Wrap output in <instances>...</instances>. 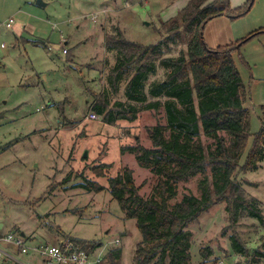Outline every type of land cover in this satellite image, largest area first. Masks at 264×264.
Listing matches in <instances>:
<instances>
[{
	"label": "rangeland",
	"instance_id": "374dc122",
	"mask_svg": "<svg viewBox=\"0 0 264 264\" xmlns=\"http://www.w3.org/2000/svg\"><path fill=\"white\" fill-rule=\"evenodd\" d=\"M42 1L45 5L37 0H0V223L4 224L0 232L22 235L30 248L52 243L54 237L101 239V251L107 255L101 264H110L109 251L122 243L107 245L108 239L135 236L109 192V178L127 166L133 170L139 193L146 198L154 194L157 177L139 165L135 153L123 148L137 144L153 147L149 129L158 123L166 125L163 108L145 105L165 99L151 96L149 88L164 80L167 71L158 65L157 72L149 75L147 102L128 100L127 82L116 90L108 80L117 53L107 49L106 36L118 28L129 40L158 43L166 31L162 22L179 16L187 0ZM229 1L238 7L247 0ZM210 28L212 34L222 32L234 40L264 28V0H254L250 11L241 17L217 18L204 31ZM181 52H187V38L172 44L166 55L177 57ZM240 52L242 57L236 52L234 58L246 89L252 136L235 177L248 197L260 201L264 215V160L256 170L242 169L255 134L264 126V32L246 41ZM102 93L110 106L116 102L135 105L136 118L113 123L98 113L97 118H90L94 103L103 102ZM200 142L214 147V140L203 131ZM85 150L87 157L83 156ZM101 163L109 167L98 176L93 167ZM81 173L106 189L94 192L77 185ZM205 175L211 179L210 167L180 181L170 203L179 202L185 194L200 196L199 182ZM66 177L70 179L63 183ZM188 230L193 264H253V251L264 252V223L245 216L232 224L226 202H215ZM235 232L252 248L248 258L234 252L230 236ZM134 247L131 264L137 244ZM205 247L212 255L206 256ZM6 249L17 261L43 264L32 251L24 255ZM16 263L13 258H0V264ZM257 264H264V257Z\"/></svg>",
	"mask_w": 264,
	"mask_h": 264
},
{
	"label": "trees",
	"instance_id": "16d2710c",
	"mask_svg": "<svg viewBox=\"0 0 264 264\" xmlns=\"http://www.w3.org/2000/svg\"><path fill=\"white\" fill-rule=\"evenodd\" d=\"M253 3L254 0H247L241 6L233 7L229 0H188L179 16L162 22L165 35L155 44L144 45L129 40L118 28L106 36L107 49L117 53L108 80L116 90L126 81L128 100L147 102L145 86L149 75L157 72L158 65L167 71L164 80L153 82L149 88L151 96L165 99L149 101L145 105L149 109L163 108L166 125L158 123L149 129L153 147L137 144L123 148V151L135 153L139 165L151 169L157 177L154 194L146 198L139 193L133 170L127 166L109 178V192L118 201L125 217L136 219L143 236L135 250L134 264H193L192 234L188 226L215 202H226L232 224L245 216L264 223L260 201L248 197L244 185L235 177L252 132L250 111L245 105L246 89L234 58L236 52L242 57L241 46L263 33L264 28L216 47L209 46L204 37L205 27L212 19L241 17L250 11ZM186 38L187 52H181L177 57L166 55L172 44L184 42ZM104 93L103 102L96 101L93 109L103 115L107 123L136 118L138 109L135 105L116 102L110 106ZM202 131L214 140L213 148L200 142ZM263 160L264 126L255 134L242 169L256 170ZM108 167L109 164L101 163L93 169L102 176ZM208 167L211 179L205 175L200 180V196L185 194L179 202L170 203L177 194L180 181L205 173ZM78 177L81 179L76 184L89 191L106 189L83 173ZM69 179L66 177L63 183ZM71 238L88 251L102 244L101 239ZM230 241L236 254L249 257L252 248L245 246L236 232L230 236ZM203 249L208 251L206 256L212 255L210 248ZM253 253L251 261L257 264L264 252L254 250ZM121 258L122 248L114 247L107 259L110 264H120Z\"/></svg>",
	"mask_w": 264,
	"mask_h": 264
},
{
	"label": "built area",
	"instance_id": "2783aa9c",
	"mask_svg": "<svg viewBox=\"0 0 264 264\" xmlns=\"http://www.w3.org/2000/svg\"><path fill=\"white\" fill-rule=\"evenodd\" d=\"M12 23L13 20L11 19L7 23V26L11 27ZM64 51L66 52V50ZM89 117L95 119L97 118V113L91 112ZM120 243L121 240L116 238L112 241H108L107 245L114 244L115 246H118ZM102 245L103 243L95 250L88 251L71 237H62L56 243H43L30 248L26 243V239L22 235L8 232L0 235V258H13L16 262L22 263L17 261V258L6 249L13 248V250L24 255H29L32 251L33 255L39 257L43 264H101L107 256L105 251H101Z\"/></svg>",
	"mask_w": 264,
	"mask_h": 264
},
{
	"label": "crops",
	"instance_id": "0c3cea01",
	"mask_svg": "<svg viewBox=\"0 0 264 264\" xmlns=\"http://www.w3.org/2000/svg\"><path fill=\"white\" fill-rule=\"evenodd\" d=\"M186 2H188V0ZM219 17H225V16H219ZM219 17L212 19L210 22H208V24L214 23L215 21H217V18H219ZM11 19L13 20V18H11ZM205 29H206V27H205ZM211 31H212V28H210L209 32L204 31L205 40H206L207 44L211 47H216L219 45H225V44H229V43L236 41L229 34H224L222 32H216V34H212ZM228 39H230V40L227 41ZM134 221H136V219L124 218V222H126L127 229L131 228V231H133V235L135 236V238L126 236L125 238L122 239V238L116 237V238H119L120 240H122L121 241V243H122L121 244L122 245L121 246V248H122V258H121L122 264H129V263L131 264V260H132L131 258L133 257L132 256L133 247H134V245L138 244L139 242H141L143 240V236H142L141 231L138 230L139 228L138 229L136 228L137 227V221L136 222H134ZM133 225H134V228H132ZM135 225H136V227H135ZM0 227H4V224L0 223ZM61 238L62 237H54V240L52 241V243L58 242ZM127 239H128V241H126ZM112 240H114V239H112ZM112 240L108 239V241H112ZM30 258H31V260H34V258L32 256Z\"/></svg>",
	"mask_w": 264,
	"mask_h": 264
},
{
	"label": "water",
	"instance_id": "95a60500",
	"mask_svg": "<svg viewBox=\"0 0 264 264\" xmlns=\"http://www.w3.org/2000/svg\"><path fill=\"white\" fill-rule=\"evenodd\" d=\"M37 3H38L39 5H45V3H44L42 0H37ZM244 41H246V40H244ZM83 156H84V157H87V156H88V150H85V151H84ZM1 225H2V224H1ZM23 234H24V233H23Z\"/></svg>",
	"mask_w": 264,
	"mask_h": 264
}]
</instances>
